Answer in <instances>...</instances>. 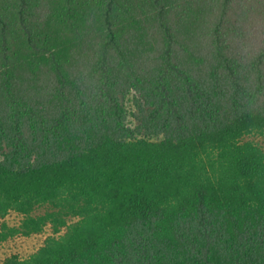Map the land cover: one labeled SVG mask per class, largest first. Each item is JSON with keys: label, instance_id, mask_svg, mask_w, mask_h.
Returning <instances> with one entry per match:
<instances>
[{"label": "trees", "instance_id": "1", "mask_svg": "<svg viewBox=\"0 0 264 264\" xmlns=\"http://www.w3.org/2000/svg\"><path fill=\"white\" fill-rule=\"evenodd\" d=\"M250 136L264 0H0L2 264H264Z\"/></svg>", "mask_w": 264, "mask_h": 264}, {"label": "rangeland", "instance_id": "2", "mask_svg": "<svg viewBox=\"0 0 264 264\" xmlns=\"http://www.w3.org/2000/svg\"><path fill=\"white\" fill-rule=\"evenodd\" d=\"M131 103L132 101H130L129 104ZM249 138L254 139L255 142H257L264 148V137L263 136L246 137V139H249ZM5 221L10 226H13V225L16 226L18 224L19 217L11 215L9 217H6L5 220H0V231H1V225ZM44 238H45V235L30 236V237L14 236V237L7 239L6 241H3V242L0 241V264H2L6 258L13 256V255H16L21 258H25L29 256L31 253H33L38 248V246L42 243Z\"/></svg>", "mask_w": 264, "mask_h": 264}, {"label": "bare ground", "instance_id": "3", "mask_svg": "<svg viewBox=\"0 0 264 264\" xmlns=\"http://www.w3.org/2000/svg\"><path fill=\"white\" fill-rule=\"evenodd\" d=\"M153 137H154V136H153ZM152 141H154V140H152ZM8 242H9V241H8ZM8 242H7V243H8ZM3 244H5V243H3Z\"/></svg>", "mask_w": 264, "mask_h": 264}]
</instances>
